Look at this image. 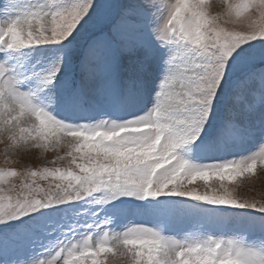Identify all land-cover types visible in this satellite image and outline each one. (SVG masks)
Here are the masks:
<instances>
[{
  "label": "snow or ice",
  "instance_id": "1",
  "mask_svg": "<svg viewBox=\"0 0 264 264\" xmlns=\"http://www.w3.org/2000/svg\"><path fill=\"white\" fill-rule=\"evenodd\" d=\"M0 144V264H264V0H0Z\"/></svg>",
  "mask_w": 264,
  "mask_h": 264
},
{
  "label": "rangeland",
  "instance_id": "2",
  "mask_svg": "<svg viewBox=\"0 0 264 264\" xmlns=\"http://www.w3.org/2000/svg\"><path fill=\"white\" fill-rule=\"evenodd\" d=\"M49 159H51V154H49ZM3 160V145L0 144V167H4ZM42 163L43 161L39 159L38 153L30 152L23 154L21 163L15 166L21 167L23 164H31L34 167H39ZM240 195L255 199L264 198V174L243 185L240 189Z\"/></svg>",
  "mask_w": 264,
  "mask_h": 264
}]
</instances>
